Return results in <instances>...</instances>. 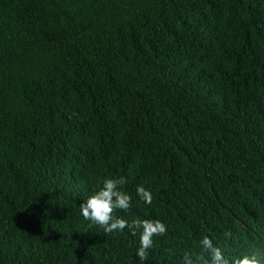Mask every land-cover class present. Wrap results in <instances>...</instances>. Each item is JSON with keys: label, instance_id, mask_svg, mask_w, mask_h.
Returning <instances> with one entry per match:
<instances>
[{"label": "trees", "instance_id": "obj_1", "mask_svg": "<svg viewBox=\"0 0 264 264\" xmlns=\"http://www.w3.org/2000/svg\"><path fill=\"white\" fill-rule=\"evenodd\" d=\"M120 177L116 216L167 226L147 261L80 211ZM205 236L264 264V0H0V264H183Z\"/></svg>", "mask_w": 264, "mask_h": 264}, {"label": "clouds", "instance_id": "obj_2", "mask_svg": "<svg viewBox=\"0 0 264 264\" xmlns=\"http://www.w3.org/2000/svg\"><path fill=\"white\" fill-rule=\"evenodd\" d=\"M126 182L124 177L104 179L102 186L80 204V211L85 221L100 226L108 234L123 232L127 228L135 235L138 229H142L136 255L139 260L147 261L148 250L154 245L153 237L165 235L167 226L160 220L134 219L129 223L116 216L117 210L128 211L132 203V197L123 191ZM136 191L146 204H152L153 196L150 191L143 186H138ZM200 243L203 251L199 254L186 253L183 264H230L208 236L203 237ZM231 264H260V261L254 255H244L233 258Z\"/></svg>", "mask_w": 264, "mask_h": 264}]
</instances>
